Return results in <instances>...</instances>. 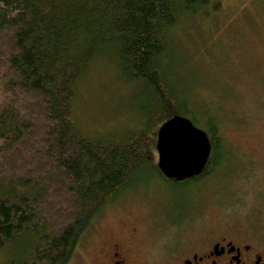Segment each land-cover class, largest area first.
Here are the masks:
<instances>
[{"label":"trees","instance_id":"trees-1","mask_svg":"<svg viewBox=\"0 0 264 264\" xmlns=\"http://www.w3.org/2000/svg\"><path fill=\"white\" fill-rule=\"evenodd\" d=\"M208 6L220 0H0L2 264H68L143 172L164 176L157 129L175 114L207 123L212 151L198 175L172 180L199 183L218 169L220 124L180 88L170 39ZM99 60L145 95L138 126L90 134L78 121V85Z\"/></svg>","mask_w":264,"mask_h":264},{"label":"rangeland","instance_id":"rangeland-1","mask_svg":"<svg viewBox=\"0 0 264 264\" xmlns=\"http://www.w3.org/2000/svg\"><path fill=\"white\" fill-rule=\"evenodd\" d=\"M170 39L180 88L194 98L203 119L212 115L220 124L223 161L199 183L143 172L95 219L85 238L117 236L125 225H140L159 238L167 234L168 241L187 234L186 245L218 216L264 242V0H220L218 9L208 6L183 18ZM140 90L99 60L78 85L75 115L90 134L136 127L146 103ZM199 125L208 129L207 123ZM79 252L68 264L94 263L95 249ZM4 256L0 249V264Z\"/></svg>","mask_w":264,"mask_h":264},{"label":"flooded vegetation","instance_id":"flooded-vegetation-1","mask_svg":"<svg viewBox=\"0 0 264 264\" xmlns=\"http://www.w3.org/2000/svg\"><path fill=\"white\" fill-rule=\"evenodd\" d=\"M211 218L214 226H202L192 239L187 238L191 241L186 245L182 240L187 234H175L168 241L167 234L159 238L148 226L140 225H125L117 236L98 233L85 238L90 226L76 252L95 249L93 264H264L263 238L248 236L239 224L220 221L222 217ZM154 240L159 241V249L151 246Z\"/></svg>","mask_w":264,"mask_h":264},{"label":"water","instance_id":"water-1","mask_svg":"<svg viewBox=\"0 0 264 264\" xmlns=\"http://www.w3.org/2000/svg\"><path fill=\"white\" fill-rule=\"evenodd\" d=\"M157 165L167 178L178 181L198 175L212 151L208 132L188 116L175 114L157 129Z\"/></svg>","mask_w":264,"mask_h":264}]
</instances>
